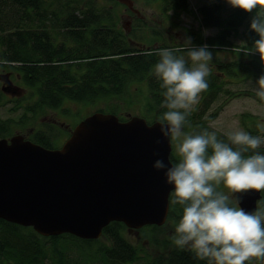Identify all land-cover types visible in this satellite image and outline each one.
Instances as JSON below:
<instances>
[{"label": "trees", "instance_id": "trees-1", "mask_svg": "<svg viewBox=\"0 0 264 264\" xmlns=\"http://www.w3.org/2000/svg\"><path fill=\"white\" fill-rule=\"evenodd\" d=\"M158 1H162L164 13L174 11L181 16L192 12L190 0ZM223 8L221 3L199 8L202 26L219 29L206 38L209 47H231L232 38L243 35L244 52L256 61L259 54L251 53L259 39L251 30L255 12L233 8L226 14ZM144 45L119 29L114 10L100 7L97 0H0V71L11 72L17 80L18 76L31 94L36 95V102L26 107L28 112L56 111L65 101L90 104L104 100L111 105L99 111L116 114L125 121L131 116L119 114L121 101L133 85L146 83L149 99L144 118L149 123L159 121L167 111L161 107L165 89L152 69L160 59L156 53L166 46L149 44L145 48ZM256 64V68L261 65L258 61ZM230 65L218 63L217 68L212 65L213 70L206 78L208 88L200 94V104L190 110L184 131L191 130V134L204 129L214 131L205 113L220 92H224V84L237 75V66L226 71L225 67ZM260 68V74L264 75V67ZM20 123L25 126V119ZM12 126L0 121V139L15 135ZM214 132L227 142L226 135ZM248 132L256 134L251 129ZM42 133L31 129L30 137L23 135L49 149L62 146H56V134L46 137ZM259 151L264 154V149ZM178 159L171 155L174 164ZM182 211L180 205L170 204L167 223L171 219L179 222ZM164 226H146L141 229L146 232L140 237H150ZM126 229L124 223L112 222L104 229L106 240L81 239L71 234L46 237L32 227L0 219V264H207L189 250L176 247L170 239L162 245L151 242L145 246L140 238L134 242L123 235ZM70 251L73 255L68 254Z\"/></svg>", "mask_w": 264, "mask_h": 264}, {"label": "water", "instance_id": "water-1", "mask_svg": "<svg viewBox=\"0 0 264 264\" xmlns=\"http://www.w3.org/2000/svg\"><path fill=\"white\" fill-rule=\"evenodd\" d=\"M119 1L138 12L133 0ZM17 89L21 95L23 89ZM172 151L159 121L149 123L137 115L122 121L100 111L80 121L58 149L21 133L2 138L0 219L46 237L71 234L87 240L99 239L112 222L133 230L163 226L173 186L154 164L162 159L171 167ZM233 197L253 212L261 193Z\"/></svg>", "mask_w": 264, "mask_h": 264}, {"label": "clouds", "instance_id": "clouds-1", "mask_svg": "<svg viewBox=\"0 0 264 264\" xmlns=\"http://www.w3.org/2000/svg\"><path fill=\"white\" fill-rule=\"evenodd\" d=\"M227 2L246 13L255 12L251 30L259 39L251 53H258L264 62V0ZM185 50L191 67L183 55L175 54L181 49L165 48L156 53L160 59L152 69L165 89L161 107L167 111L159 117L160 132L179 155L171 167L162 159L154 164L173 186L170 204L183 209L172 242L207 264L264 262V154L259 151L264 138L242 129L226 133L227 142L207 129L196 134L184 132L192 106L208 88V62L213 58L207 45L196 48L188 43ZM257 84L253 90L264 101V75ZM258 127L264 132V126ZM221 185L233 194L261 193L255 211L240 207L238 197L234 204L229 195L218 190Z\"/></svg>", "mask_w": 264, "mask_h": 264}, {"label": "rangeland", "instance_id": "rangeland-1", "mask_svg": "<svg viewBox=\"0 0 264 264\" xmlns=\"http://www.w3.org/2000/svg\"><path fill=\"white\" fill-rule=\"evenodd\" d=\"M133 7L139 10L140 14H135L129 7L119 0H97L98 5L103 8H112L116 15V21L119 29H123L125 33H129L137 42L144 43L143 47L154 45L155 47L165 45L166 49H181L178 52L183 55L188 66L191 67V61L188 59L186 44L199 48L207 45L212 52V60L208 62L209 73L213 70L212 65L216 67L218 63L229 64L225 67L226 71H231L235 66L237 75L230 77L228 82L224 84V92H220V96L214 101L209 110L205 113V117L209 119L207 122L212 130L219 134H224L242 129L248 132V129L253 130L256 134L254 136H261L264 138V132L258 126H264V101L260 100L253 90L258 87V80L262 76V65L260 58L256 61L252 56L244 52V38L243 35L232 38L233 45L231 47H214L208 45L206 38L209 35H214L219 31L216 28L204 27L201 24L202 16L199 8L204 5H212L214 3H221L224 8L223 12L228 14L233 10V7L227 0H190L192 3V12L181 15L174 11L163 12L162 1L158 0H133ZM129 23V24H127ZM244 29V28H242ZM202 42H198L199 39ZM148 48V47H147ZM257 61L260 62L259 68ZM260 69V70H259ZM15 83L25 90L22 96L13 98L9 96L0 95V121L7 124H13L12 130L14 132L29 135L32 132L43 131L46 137H53L56 134L55 144L63 145L70 137L72 129L80 123L87 116L99 111L100 109H108L111 104L104 100L95 103L84 104L72 101H65L60 109L56 111L47 109L39 112H28L26 107L33 105L36 102V95L31 94L28 87L20 81L14 80ZM129 99L122 100L120 112L122 117L139 115H146V104L149 99V89L146 83H137L130 89L129 94L126 95ZM201 102L199 96L198 102L192 106L194 110ZM112 103V101H111ZM25 119V126L20 123ZM64 123L63 125L61 124ZM191 134V130L184 131ZM15 133V134H16ZM30 137V135H29ZM55 137V138H56ZM264 149V147H261ZM174 158L178 159L179 155L173 146L172 152ZM179 161V159H178ZM219 191L224 192L230 196L232 201L233 193H230L223 185L218 188ZM178 224L171 219L160 231L148 237H140L146 231L131 230L127 227L123 231V235L132 239L134 242L138 238L142 239L141 243L145 246H150L152 243L157 245L164 244L168 239L172 241L175 234V227ZM106 240L104 236L97 240ZM63 242V241H62ZM152 242V243H151ZM69 248L66 249V251ZM69 252V251H68ZM73 255V252L70 253ZM153 253V252H152ZM257 260H253L250 264H257ZM100 264V263H96Z\"/></svg>", "mask_w": 264, "mask_h": 264}, {"label": "flooded vegetation", "instance_id": "flooded-vegetation-1", "mask_svg": "<svg viewBox=\"0 0 264 264\" xmlns=\"http://www.w3.org/2000/svg\"><path fill=\"white\" fill-rule=\"evenodd\" d=\"M140 13L141 12L138 10V12L135 14L138 15ZM127 24H129V23H127ZM17 78L19 79L18 76H17ZM5 80H9L11 82V84H9V85L6 84ZM14 80H16V79L12 76L11 72H4L3 70L0 71V94H5L6 96H9V97L14 96V97H12V99L22 96V94L20 95V91L17 89V86H19V85H17ZM61 124L63 125L64 123L61 122Z\"/></svg>", "mask_w": 264, "mask_h": 264}, {"label": "bare ground", "instance_id": "bare-ground-1", "mask_svg": "<svg viewBox=\"0 0 264 264\" xmlns=\"http://www.w3.org/2000/svg\"><path fill=\"white\" fill-rule=\"evenodd\" d=\"M173 152V151H172ZM234 198V197H233ZM236 202V201H235ZM237 203V202H236ZM168 221V220H167ZM167 223V222H166ZM153 226H156V225H153ZM164 226V225H163ZM127 227V226H126ZM146 227V226H145ZM144 228V227H143ZM142 229V228H141ZM141 229H138V230H141ZM131 230H133V229H131ZM103 236V235H102ZM101 236V237H102ZM95 240H97V239H95Z\"/></svg>", "mask_w": 264, "mask_h": 264}]
</instances>
